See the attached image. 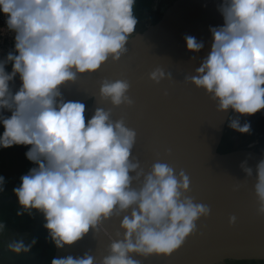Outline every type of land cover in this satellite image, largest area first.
Returning <instances> with one entry per match:
<instances>
[{
    "label": "clouds",
    "instance_id": "clouds-1",
    "mask_svg": "<svg viewBox=\"0 0 264 264\" xmlns=\"http://www.w3.org/2000/svg\"><path fill=\"white\" fill-rule=\"evenodd\" d=\"M135 3L0 0L5 28L14 34V52L0 61V148L28 147L26 158L35 165L13 189L20 206L17 216L42 214L57 249L75 245L90 230L99 234L103 222L122 217L123 238L119 232L116 239L109 238V255L99 260L89 253L69 255L53 258L51 264H139L133 254L168 257L195 233L196 222L210 214L208 206L186 195L190 181L183 170L177 175L158 160L144 173L132 157L135 131L123 120L114 122L111 110L96 108L86 119L84 103L62 96V88L78 76L96 73L110 57L118 61L127 51L138 23ZM218 10L223 26L210 29V52L187 79L217 103L219 112L255 115L264 110V0H222ZM184 39L189 52L204 47L193 36ZM162 76L157 69L150 78L159 82ZM17 77L20 87L14 92ZM128 89L126 80L105 79L99 94L113 107L131 105ZM229 127L250 134L251 125H241L239 119ZM240 167L252 177L247 160ZM255 172L257 212L264 217V159ZM4 184L0 176V192ZM235 222L234 216L229 218L230 225ZM4 232L0 223V234ZM35 243L12 240L7 250L26 254Z\"/></svg>",
    "mask_w": 264,
    "mask_h": 264
},
{
    "label": "water",
    "instance_id": "water-1",
    "mask_svg": "<svg viewBox=\"0 0 264 264\" xmlns=\"http://www.w3.org/2000/svg\"><path fill=\"white\" fill-rule=\"evenodd\" d=\"M221 3L222 0H178L157 23L129 38L127 51L118 61L114 62L110 57L96 73L78 76L75 83L62 88V96L66 101L92 99L88 119L96 108L111 110L114 122L123 120L126 127L135 131L132 157L139 162L145 174L158 160L163 163L166 161L161 140L166 130H169L168 121L175 119L181 99L187 94L190 84L187 78L196 75V70L210 52V29L223 26V18L218 10ZM188 35L203 42L204 47L199 53L187 50L184 37ZM157 69L163 73L159 82L150 78ZM105 79L126 80L129 84L126 95L132 101L131 105L113 107L110 102L102 101L99 90ZM12 87L14 92L18 90L20 80L14 81ZM172 141L171 137L167 149ZM131 175L135 176V173ZM132 186L137 187L138 183L134 181ZM121 220L122 217H112L103 222L99 234L90 230L75 245L57 249V258L69 255L80 257L89 253L99 260L109 255V238L116 239L118 232L119 238H123ZM208 232L207 224L196 223L195 233L186 238L184 244L170 256L153 255L145 258L133 254L132 258L139 264H171L183 251L191 249L187 247L189 241Z\"/></svg>",
    "mask_w": 264,
    "mask_h": 264
},
{
    "label": "bare ground",
    "instance_id": "bare-ground-1",
    "mask_svg": "<svg viewBox=\"0 0 264 264\" xmlns=\"http://www.w3.org/2000/svg\"><path fill=\"white\" fill-rule=\"evenodd\" d=\"M187 90V94L181 99L175 119L171 118L168 121L167 126H169V130H166L161 140V147L162 149L165 147L164 150L167 156L165 163L172 166L177 175L180 169L186 174L189 168V160H191L190 152L193 150V141L203 140L204 147L211 143L213 145L211 158H206L208 153L205 154L203 148L199 160L196 159L198 168L204 164L206 175L201 176L199 179L194 178V182L197 179L199 186H205V190L208 191L209 189L213 190L211 186L215 189H217L216 186H219L220 189L218 191L220 194H223L221 190H227L226 196L223 197L225 201L222 205L226 208L225 213L214 211L212 212L213 216L218 217H212L211 219H204L202 217L196 223H205L210 229L215 224L223 223V219L219 217L226 216L232 212H240L254 217L253 220H256V224L258 225V227L251 228V230L247 229V232L244 230L241 233L217 232V228H215L189 241L187 247L195 248L197 252L210 260L226 257L234 259L260 258L264 256V218L255 219V217H262L257 212L259 205L255 194L242 195L241 193V184L246 182L248 177H246V174L240 167L241 163L247 160V165L255 172V168L248 164V155L254 150L258 140L255 139L248 146L234 148L228 152L221 153L218 150L221 143V132L229 111L227 113L219 112L217 110V103L214 104L209 95L205 94L203 90L197 89L191 83ZM211 102L212 107L209 108V103ZM210 113L213 114L211 118L203 119L205 115L208 117ZM171 137L173 141L167 149V142ZM219 153H221L220 156ZM215 162H218L217 166H214ZM182 164L183 166H181ZM218 178H220L221 182H214ZM194 182L191 183V187H189L186 195L192 198L195 203H198L197 192L192 190ZM234 182H236V190L232 193L229 191L228 193V190L231 189L230 185ZM251 183L255 185L256 176ZM224 184L229 185L228 187H222ZM206 194L210 196V192ZM242 196L248 201L256 202V204L251 205L247 203V201L242 199ZM204 205H207V203ZM255 229H260V231ZM241 234L243 235L242 238L236 237Z\"/></svg>",
    "mask_w": 264,
    "mask_h": 264
},
{
    "label": "rangeland",
    "instance_id": "rangeland-1",
    "mask_svg": "<svg viewBox=\"0 0 264 264\" xmlns=\"http://www.w3.org/2000/svg\"><path fill=\"white\" fill-rule=\"evenodd\" d=\"M177 1L178 0H161V3L158 4L157 6L158 8L156 11L151 10L150 12L145 14L142 20L138 21L135 32L132 36L143 32L148 27L157 23L159 19L162 17V15L168 9H170ZM79 101L86 105L85 116L86 119H88L91 111L92 99L84 98ZM213 103L216 104L215 101ZM209 104H210L209 108L212 107V102ZM211 116H213L212 113H210L208 117L207 115H205L203 119L211 118ZM232 119H239L241 125H243L244 123L250 124L251 125L250 134H240L239 132L231 129L229 127V124ZM3 131H4L3 125H0V135L3 134ZM255 139L258 140V143L256 144L254 150L250 152L248 155V162H249L248 164L253 166L254 168L260 159H264V110H261L255 115L244 116V117L238 116V114H235L231 110H229L227 119L224 122L223 130L221 132V143L219 145L218 150L221 153H223V152H228L229 150L234 148L245 147L250 145L253 141H255ZM192 145H193V150L190 152L191 160H189L190 161L188 164L189 168H188V172L186 173L190 181L189 187H191V183L194 182V178L199 179L201 176L206 175L204 164L201 165L199 168L197 167L196 159L199 160V157L201 155V150L204 148V153L205 154L208 153L206 155V158L209 159L211 158L213 153V145L210 143L208 144V146L204 147V142L201 139L197 141H193ZM28 150H29L28 147L25 146H13L8 149L0 148V176H3L5 179V184L3 186L4 191L0 192V205L2 207V208L0 207V216H3L5 214V210H7V208L11 212L10 215L13 214L17 215V212L20 210V206L18 204L17 197L14 195L13 189L20 185L21 177L27 174L28 171L35 166L26 158V152ZM221 153H219V156ZM192 159L194 160L192 161ZM217 163L218 162H215L214 166H217ZM181 166H183V164ZM255 176L256 173L253 172L252 177L248 178L246 182L241 184L242 195H248L249 193H254L255 185H252L251 181H253ZM197 179L192 185V190H195L197 192L198 204L204 205L207 203L206 206H208L210 209L209 216L204 219H211L212 217H218V216H213L212 212L214 211L225 213L226 208L225 206L222 205L224 204L225 199H223V197L226 196L227 190H221L223 191V194L219 193L218 191L220 189L219 186H216L217 189L211 186L213 190L212 189H209V191L205 190V186L203 185L199 186ZM214 182L220 183L221 182L220 178L214 180ZM209 183L211 182L209 181ZM228 185L229 184L226 185L224 184L222 187H228ZM230 186L231 189L228 190V193L229 191L230 193H232L233 191L236 190V182H234ZM207 192H210V196H207L206 194ZM242 199L244 201H247V203L251 205L256 204V202L248 201L243 196ZM233 216L237 220L235 224L230 225L229 218ZM219 218L223 219V223L218 225L215 224L209 230H214L215 228H217L216 229L217 232L227 231L232 233H241L244 230H246L245 232H247V229L251 230V228L258 227V225L256 224V220H253L254 217L246 213L232 212L227 214L226 216ZM257 218H264V217H255V219ZM17 222L18 223H14L13 220L10 219V224H9L10 228L15 229V232L17 234L20 228H24V227L27 228V226L28 228H30V230L28 229L29 233H26V235H16L17 240H23L25 245L31 244L33 240L38 242L39 239H41V237L43 238V241L45 240L44 242L42 241V243L39 246H36V250H33V253L37 252V254L33 255L34 258L37 256V259L33 264H51L52 259L57 258V248L50 240L47 230L43 227L45 223L43 215L34 212L32 216H29L27 213H24V218H22L21 222L20 223L19 221ZM0 223H5V220L4 219L0 220ZM22 223L23 225H21ZM255 230L260 231V229H255ZM242 236L243 235L241 234L240 236H236V237L242 238ZM0 249H1L0 254H2L4 251L8 252L6 244H1ZM12 254L13 253H10V256ZM22 254L18 255L19 258L15 262V264H24V262H26L27 264L28 260L26 259V261H24ZM222 259L225 258L215 259V261ZM206 260L214 261L213 259L210 260L202 256L199 252H197L195 248H191L187 251H183V253H181L171 264H201ZM30 264H32V262H30Z\"/></svg>",
    "mask_w": 264,
    "mask_h": 264
},
{
    "label": "crops",
    "instance_id": "crops-1",
    "mask_svg": "<svg viewBox=\"0 0 264 264\" xmlns=\"http://www.w3.org/2000/svg\"><path fill=\"white\" fill-rule=\"evenodd\" d=\"M159 3H161V0H136V3L134 5V9H133V13L136 16L138 21L142 20L146 13L150 12L151 10L156 11ZM0 207H1V205H0ZM10 213L11 212L7 208V210H5V214L3 216H0V220H3V219L5 220V223H3L5 225V232L3 234H0V245L6 244V246H7L8 242H10L14 239L17 240L16 235H26V233H29L28 231L30 230V228H28V226H27V228H25V227L20 228L19 232L17 234L15 232V229L10 228V226H9L10 219H12L14 223H18L17 221H19V223H20L22 218H24V214L22 216H17L14 214L10 215ZM21 225H23V223ZM42 241H43V238L41 237V239H39V241L36 242L32 246L30 252H28L26 254H24V253L22 254L24 261H26V259L28 260L27 264H30V262H32V264H33L36 261L37 256L34 258L33 255L37 254V252L33 253V250H36V246H39L42 243ZM0 251H1V249H0ZM10 253L11 252H9V251L8 252L4 251L2 254H0V264H4V263L5 264H15V262L18 260L19 256L16 254H12L10 256ZM213 260L214 261L206 260L205 262H203L201 264H264V258H257V259H255V258H241V259L225 258V259L218 260V261H215V259H213ZM24 264H26V262H24Z\"/></svg>",
    "mask_w": 264,
    "mask_h": 264
},
{
    "label": "built area",
    "instance_id": "built-area-1",
    "mask_svg": "<svg viewBox=\"0 0 264 264\" xmlns=\"http://www.w3.org/2000/svg\"><path fill=\"white\" fill-rule=\"evenodd\" d=\"M14 34L6 30L4 17L0 15V61L6 59L9 52H14ZM6 71L11 72V65L6 66ZM19 77L15 79L18 80Z\"/></svg>",
    "mask_w": 264,
    "mask_h": 264
}]
</instances>
